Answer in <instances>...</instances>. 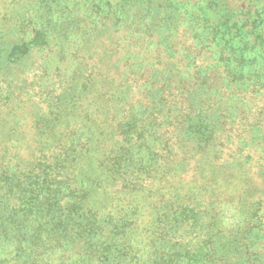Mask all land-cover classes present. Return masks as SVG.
<instances>
[{
  "label": "rangeland",
  "instance_id": "374dc122",
  "mask_svg": "<svg viewBox=\"0 0 264 264\" xmlns=\"http://www.w3.org/2000/svg\"><path fill=\"white\" fill-rule=\"evenodd\" d=\"M203 1L0 0V264H21L38 233L42 264H127L126 249L151 264L157 243L177 249L173 264H199L209 221L222 264H240L242 238L246 264H264V58L200 56L199 18L186 26ZM79 201L124 234L103 225L97 252ZM107 244L123 247L110 261Z\"/></svg>",
  "mask_w": 264,
  "mask_h": 264
},
{
  "label": "trees",
  "instance_id": "16d2710c",
  "mask_svg": "<svg viewBox=\"0 0 264 264\" xmlns=\"http://www.w3.org/2000/svg\"><path fill=\"white\" fill-rule=\"evenodd\" d=\"M253 3H255V1L251 3L250 1L247 2V0H205L199 7V16L198 14L195 16H191L189 15L190 13H188L187 16L189 15L188 19L190 21L186 26V29H188V31L189 29H192V31L194 30V24L196 25L197 19L199 18V44H197L199 55L202 56L209 54L207 57H210L212 61H226L227 66L231 62L234 63L235 61H237L238 64H241L240 60L247 53H250V55H252L253 60L256 59V57L253 55H257L260 59L264 58V3L260 8H255V6H253ZM191 4L192 2L188 1L186 4V9H189V6ZM160 6L161 5L157 4L158 9H161ZM180 14L182 16L181 12ZM153 18L156 22L160 23V27H165L167 31L165 33V36L162 38V41L166 39L169 40V17L166 14H162L161 9L160 11L154 13ZM146 19L147 15H142L138 19V21L145 24ZM174 28H176V26ZM180 34L181 36L183 35L182 32ZM260 39L261 41L260 43H258ZM251 41L253 42V45L251 44ZM185 44L186 41H183L182 45L184 46ZM179 48L180 47L176 48L175 50H178ZM176 62L177 61H173L172 64L166 66V70H168L166 80L170 85H173L174 87H176L178 84L177 80L179 76V70ZM242 67L243 66L240 65L239 70L242 69ZM175 76L176 80L174 79ZM129 95V92L126 93L125 98L130 99ZM133 106L134 105H132V108L135 109V107ZM141 125L143 130L141 128H135L136 130L132 131V133L135 134L134 136L137 138L136 140H139L143 136H146V130L143 127L145 125ZM70 142L74 143L75 139L72 138ZM134 145L135 144H130L128 146L124 161H126V159L129 161V159L133 157L132 151ZM130 178L129 176H126L125 180L129 182L132 179ZM75 206V213L77 214L75 220H77V218L82 216L83 214H87L88 217H91L92 221L89 224L88 222L85 223L83 226H85L84 228L90 229L89 235H87V239H89L87 243L91 244V247H94L95 245L94 249H96L97 252L103 251L102 245L99 244L100 239L91 242L90 235L93 233L96 235L93 240H95V238L97 237L105 236L106 234L104 232L105 230L103 225H105L106 227L108 225H111V227L118 235L124 234V224L122 225V222L120 223L119 221H113L112 216L109 215L106 218V221L100 223V219H98V211L92 212L91 209H88L85 212L83 210V206L81 205V201H79ZM214 224V221H209V223H207V225L203 227V224L199 222V231L205 230V232L203 233L201 231V233H199V251L197 250L194 255L191 254V256L198 257L194 261H198L199 264H222V262L225 261L224 259H226L225 253L223 252L226 247L221 243H218L220 239H214L213 235L208 236V233H210V231L214 227ZM40 242L41 237L39 233L36 236L32 235V237L28 240V244H30L31 247L30 251H21L23 253L22 255L20 254L19 261L21 264H42L43 255L47 254L48 258L52 254L51 252H48L47 248L43 247L45 243L41 244ZM106 246L108 247V249L107 251H105L104 256H102L106 261H110L109 255L112 252H117L118 254H120L123 248L122 246L119 247L115 246L114 244H107ZM155 247V251L151 253V255L153 256H151V264H173L175 260L172 257L175 256L177 250L175 249V247L167 248L166 245L162 243L159 245L158 243L155 244ZM231 247L234 249L236 258L238 259L240 264H246L249 261L247 255L244 254V251L247 250V245L245 241H243V238L242 242H236L234 245H231ZM19 249L21 250L20 247ZM119 256L120 255L115 256L116 259ZM123 256L126 257L128 261L127 264H145L133 250L128 251V249H126V253H123ZM115 257L113 256L112 258L115 259ZM189 260H192V258H189ZM109 263L104 262L103 264ZM114 264H122V262L121 260L117 259ZM174 264L179 263L175 262Z\"/></svg>",
  "mask_w": 264,
  "mask_h": 264
}]
</instances>
